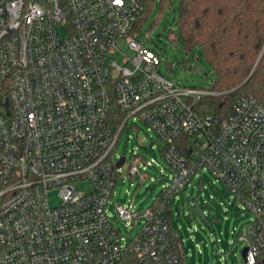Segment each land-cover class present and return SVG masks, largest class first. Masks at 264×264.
Listing matches in <instances>:
<instances>
[{"label": "built area", "instance_id": "2783aa9c", "mask_svg": "<svg viewBox=\"0 0 264 264\" xmlns=\"http://www.w3.org/2000/svg\"><path fill=\"white\" fill-rule=\"evenodd\" d=\"M146 3L0 0V264H187L167 209L202 168L253 213L240 240L246 264H264V104L242 94L215 115L200 106L210 87L162 74L135 31ZM131 121L163 141L172 171L142 213L134 201L110 202L126 165L115 151ZM132 154L130 176L153 166ZM109 204L127 232L141 221L133 237Z\"/></svg>", "mask_w": 264, "mask_h": 264}, {"label": "rangeland", "instance_id": "374dc122", "mask_svg": "<svg viewBox=\"0 0 264 264\" xmlns=\"http://www.w3.org/2000/svg\"><path fill=\"white\" fill-rule=\"evenodd\" d=\"M178 9L179 0H154L138 32L139 39L160 56L162 74L182 86L210 87L216 72L200 47L190 52L184 48L175 18ZM62 34L65 35L64 30ZM136 122L137 125H132L131 121L126 126L115 151V155L126 157V165L110 202L134 201L135 210L142 213L168 184L167 175L172 171L160 151L163 141L144 122ZM132 149L140 156V167L154 160L152 167L141 169L135 176L128 174V164L133 161ZM86 186L80 183L77 188L86 189ZM50 201L52 204L60 202L55 190L50 193ZM108 207L114 214L111 220L121 227L123 235L133 237L140 230L141 221L127 232L114 207L111 204ZM253 217L240 201L233 199L223 181L209 168H202L173 203L172 218L175 229L180 228L183 248L188 254L186 263L246 264L242 256L246 240L240 237L247 235L248 223Z\"/></svg>", "mask_w": 264, "mask_h": 264}, {"label": "trees", "instance_id": "16d2710c", "mask_svg": "<svg viewBox=\"0 0 264 264\" xmlns=\"http://www.w3.org/2000/svg\"><path fill=\"white\" fill-rule=\"evenodd\" d=\"M153 1L147 0L135 26L137 33ZM175 18L186 51L200 47L216 72L210 85L215 93L203 97L202 108L225 115L242 94L253 95L264 104V0H179ZM115 115L120 119L118 110ZM190 142L185 136L183 152H189ZM172 211V207L167 209L170 232L185 261L183 238L180 228L174 227ZM262 224L264 237V214Z\"/></svg>", "mask_w": 264, "mask_h": 264}, {"label": "water", "instance_id": "95a60500", "mask_svg": "<svg viewBox=\"0 0 264 264\" xmlns=\"http://www.w3.org/2000/svg\"><path fill=\"white\" fill-rule=\"evenodd\" d=\"M124 160H125V157L123 156V157L119 160V162H118V166H120L121 164H123ZM247 249H248V246H244V247L242 248V256H243L244 259H245V256H246V251H247Z\"/></svg>", "mask_w": 264, "mask_h": 264}]
</instances>
